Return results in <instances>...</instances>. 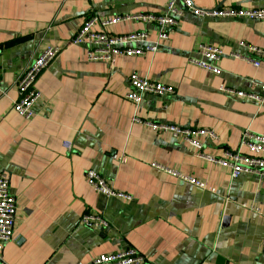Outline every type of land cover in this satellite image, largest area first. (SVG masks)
<instances>
[{
  "label": "crops",
  "instance_id": "crops-1",
  "mask_svg": "<svg viewBox=\"0 0 264 264\" xmlns=\"http://www.w3.org/2000/svg\"><path fill=\"white\" fill-rule=\"evenodd\" d=\"M167 2L0 0V172L17 207L13 239L3 248L6 264H92L98 255L129 248L144 264H264V178H231L179 137L142 123L211 130L215 139L203 137L201 152L216 159L226 151L244 153L243 132L264 136V59L239 44L264 50V22L184 13L156 53L111 62L88 60L87 47L70 44L90 16L156 17ZM192 2L202 10L264 8V0ZM107 30L144 34L150 42L158 36L150 22H120ZM207 44L223 52L215 63L218 75L191 63ZM48 47L60 53L38 76L34 115L24 119L12 110L15 80ZM132 74L174 91L138 94L129 84ZM223 86L262 95L263 101L230 96L220 91ZM153 164L200 180L207 189ZM88 170L130 200L95 192L84 180ZM86 212L107 225L82 226Z\"/></svg>",
  "mask_w": 264,
  "mask_h": 264
},
{
  "label": "built area",
  "instance_id": "built-area-1",
  "mask_svg": "<svg viewBox=\"0 0 264 264\" xmlns=\"http://www.w3.org/2000/svg\"><path fill=\"white\" fill-rule=\"evenodd\" d=\"M184 13L193 16L224 19H246L250 21L264 22V8L257 9H210L202 10L197 8L192 0H168L163 13L160 16L151 15H125L112 18L100 19L90 16L84 21L79 30L70 38V44L87 47V59L91 61L111 62L115 56L138 55L146 53H156L162 42L167 40V30L177 25V20ZM135 21L152 23L158 29L156 41L150 42L144 34H129L124 36L114 35L108 32V28L120 22ZM96 28V30H93ZM249 53L264 59V50L249 48L244 44H239ZM59 47H48L41 54L33 58L15 80L17 99L13 103L12 110L24 119H30L34 115V106L39 98V93L35 89V83L41 72L59 55ZM220 48L213 45H203L199 49V60H191V63L207 72L218 75L220 72L215 63L222 57ZM232 58L240 59L259 66V61H251L249 58L230 54ZM130 87L138 94H150L154 96H164L173 93V88L161 83L151 82L146 78H141L132 74L129 78ZM264 94V86L261 88ZM221 92L230 96L245 98L249 101L262 102V95L253 93H243L231 91L226 87L220 89ZM3 92L0 88V95ZM127 98L138 102L135 94H128ZM136 120V119H135ZM143 125L157 133H169L172 137L180 138L185 144L195 148L199 158L211 164H217L221 168L228 170L231 178H236L241 174H256L264 178V136L243 132L240 140V147L245 148V152L239 150L226 151L222 158H213L203 155L201 139H215L211 130L204 128H184L171 124H160L151 121L142 122ZM69 149V144H64ZM152 167L171 175L178 180L184 181L196 188L207 189L206 184L200 180L182 176L172 170L157 166ZM86 184L95 192L111 198H119L129 201L130 198L116 192L99 174L93 170H88L84 174ZM254 211L257 209L253 208ZM16 201L9 190V179L4 172H0V264H6L3 259V248L5 244L13 239L14 224L16 218ZM80 224L88 229L105 227L106 221L93 212H86L80 217ZM144 257L134 249H125L111 254H102L95 257L92 264H144Z\"/></svg>",
  "mask_w": 264,
  "mask_h": 264
}]
</instances>
